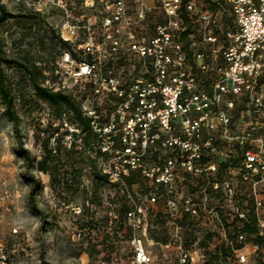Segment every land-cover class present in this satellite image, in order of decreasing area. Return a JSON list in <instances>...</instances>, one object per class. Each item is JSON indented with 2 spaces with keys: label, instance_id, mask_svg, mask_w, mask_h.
Here are the masks:
<instances>
[{
  "label": "built area",
  "instance_id": "2783aa9c",
  "mask_svg": "<svg viewBox=\"0 0 264 264\" xmlns=\"http://www.w3.org/2000/svg\"><path fill=\"white\" fill-rule=\"evenodd\" d=\"M44 1L69 16L62 0ZM153 1L134 0L131 8L127 0H84L85 9L103 10L102 42L85 25L86 41L73 43L76 27L64 25L70 48L42 84L76 97L89 120L85 147L79 123L66 112L58 118L68 147L79 136V148L124 195L133 264H159L145 246L153 213L177 240L185 213L176 264L204 262L201 247L186 245L202 230L230 246L238 264L248 261L238 253L253 236L251 253L264 264V0ZM155 12L160 21L145 36ZM68 79L78 95L68 91ZM139 180L145 186L135 193ZM243 224L255 233L240 232ZM82 236L77 229L75 239ZM12 251L0 242V264L12 263Z\"/></svg>",
  "mask_w": 264,
  "mask_h": 264
},
{
  "label": "rangeland",
  "instance_id": "374dc122",
  "mask_svg": "<svg viewBox=\"0 0 264 264\" xmlns=\"http://www.w3.org/2000/svg\"><path fill=\"white\" fill-rule=\"evenodd\" d=\"M62 1L66 4L69 16L61 7L44 0H1L9 12L17 14L0 24V48L4 56L16 61L29 60L30 63L52 56L54 68L59 60L58 52L66 50L59 43V38L62 39L61 35L70 36V31L64 27L67 22L76 27L73 43L84 44L87 38L85 25L102 42L103 10L98 6L85 9L84 0ZM127 1L133 8L134 0ZM144 1L148 5L154 4L153 0ZM158 14L148 15L141 30L143 35L149 36L152 24L160 21ZM1 68L14 96L23 147L29 150L32 160H40L48 136L58 129L49 139L47 148L61 149L59 157L55 159H61L60 162L64 163L63 152L69 149L66 128L58 123L47 103L34 98L31 84L18 65L2 64ZM66 84L71 86L68 91L79 94L77 92L81 88L73 86L72 80L68 79ZM3 112L4 106L0 99V242L9 250H14L11 264H133L130 245L132 232L123 217L126 199L120 190L109 183L96 184L85 165L81 167L80 184L75 194L52 188L49 174L36 170L33 162L26 167L18 153L11 123ZM73 138L76 140L75 149L86 154L87 149L79 148L82 144L79 143V136ZM29 176L41 182L42 188L34 197L37 208L42 212L41 217L31 209ZM138 183L133 186L135 193H138L137 185L145 186L142 180ZM181 191L185 193V182ZM77 206L81 208L80 216L74 213ZM157 210H163L162 203L155 207V212ZM149 221V234L145 241L147 251L159 264L169 261L176 264L178 244L181 243L185 248V224L178 225L181 239L177 240L168 235V231L173 232L174 229L166 219H160L153 213ZM85 224L89 225L88 229L83 230L80 240H76V230ZM14 229L17 233L13 232ZM205 231L198 232L199 237L195 240L186 242V245L191 242L204 249L205 259L200 264H238L236 253L225 242L201 239ZM154 232L166 238V243L155 242L151 237ZM229 233L232 235L235 231L229 229ZM254 242V237H250L248 246L238 253L249 254L245 264H261L260 254L256 256L251 253ZM165 244L169 246L165 247ZM239 245L234 242L233 248ZM222 249L226 251V258L222 257Z\"/></svg>",
  "mask_w": 264,
  "mask_h": 264
},
{
  "label": "trees",
  "instance_id": "16d2710c",
  "mask_svg": "<svg viewBox=\"0 0 264 264\" xmlns=\"http://www.w3.org/2000/svg\"><path fill=\"white\" fill-rule=\"evenodd\" d=\"M17 14L11 13L6 9V6L1 3L0 0V24L10 18L16 17ZM19 16V15H18ZM188 34V30L185 32V36ZM59 43L64 47V49H69L70 45L64 40L59 38ZM61 50L57 55L60 56ZM58 56V58H59ZM52 56L45 57L44 60L39 59V62L30 63L29 60L26 61H16L14 59H10L4 56L1 48H0V99L4 106L3 115L8 119L11 123L12 130L14 136L17 141L18 153L23 159L26 167L30 166V163H34V167L39 172L47 173L50 177V185L54 189H62L63 191L69 192L71 194H75L79 188V176L81 172V167L85 165L86 167H90V172L92 175V180L96 184H104L108 183V179L106 175L100 173L97 169L94 160L88 153L78 152L76 148V144L73 143L69 149H65L63 152L64 155V163H61L60 160H56L55 157H59L61 153V149L58 147L56 149H48L47 143L49 139L53 137V133H57L58 129H56L52 134L48 136L46 140L45 146L43 148V155L40 160H32L29 154V150L23 147V143L19 134V116L14 107V96L11 90V87L6 83L5 76L3 74L1 65H18L22 71L26 74L31 87L34 98L38 101L47 103L57 119L61 117L62 113H69L70 120L77 122L79 124L78 127L80 129V133L83 135L82 140L85 147H88L90 144L91 136L89 134V120L83 116L80 108V104L75 98L66 92L61 90L54 91L51 88L44 86L42 81L47 77V75H51L54 68L51 60ZM61 125V124H60ZM55 140V138H53ZM57 139V138H56ZM53 150L55 152L53 153ZM63 160V159H62ZM78 165L80 167H78ZM64 170H63V169ZM30 181V190H29V201L31 205V209L37 215L41 217L42 212L37 208L35 204V195L38 191L41 190V182L35 179L33 176H29ZM128 209V205L126 203L123 208V217L125 218L126 211ZM178 225L185 224V213L181 215V217L177 220ZM89 225H81L79 229L85 230L88 229ZM240 232H247L248 234H254L255 229L248 224H243L239 228H237ZM168 235L170 232L168 231ZM75 237V235H74ZM151 237L155 242L166 243L167 239L162 238L158 232H154L151 234ZM208 238L209 240H216V233L207 231L201 239ZM201 247V246H199ZM202 248V247H201ZM203 249V248H202ZM204 250V249H203ZM222 257L226 258L225 249L221 250Z\"/></svg>",
  "mask_w": 264,
  "mask_h": 264
}]
</instances>
